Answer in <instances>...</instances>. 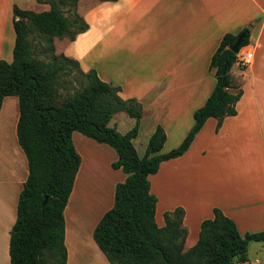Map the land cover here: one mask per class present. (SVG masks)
I'll use <instances>...</instances> for the list:
<instances>
[{
	"label": "crops",
	"instance_id": "obj_1",
	"mask_svg": "<svg viewBox=\"0 0 264 264\" xmlns=\"http://www.w3.org/2000/svg\"><path fill=\"white\" fill-rule=\"evenodd\" d=\"M33 1L40 8L35 12L49 10ZM15 5L28 10L24 0H0V61L9 63L16 41ZM78 12L89 30L75 41L56 39L58 52L78 61L84 72L95 70L101 80L121 87L124 100L140 102L139 136L149 120L148 146L157 127H163L166 153L184 141L195 112L215 87L210 64L224 36L253 28L249 45L239 51L253 53L254 59L239 75L243 95L237 115L225 118L220 127L217 119H209L187 153L162 163L149 180L158 199L159 227L166 225V212L185 210L186 250L197 244L202 223L214 218L216 208L236 223L242 236L263 232L264 0H81ZM235 67L239 63L233 78ZM19 119V98L6 97L0 112V264H11V232L29 177ZM73 143L82 161L64 212L67 264H110L94 232L114 207L116 186L127 175L113 169L118 154L110 146L78 132Z\"/></svg>",
	"mask_w": 264,
	"mask_h": 264
},
{
	"label": "trees",
	"instance_id": "obj_2",
	"mask_svg": "<svg viewBox=\"0 0 264 264\" xmlns=\"http://www.w3.org/2000/svg\"><path fill=\"white\" fill-rule=\"evenodd\" d=\"M101 2L118 0H100ZM49 10L35 12L14 6L16 41L11 63L0 61V112L6 97L19 98V144L26 154L29 177L19 198L17 221L11 232V264H67L64 212L81 166V156L73 143L78 132L113 148L127 178L115 191V204L95 229L94 239L110 264H240L248 262L251 242L264 243V231L242 236L236 223L220 209L201 225L197 244L186 250L188 230L185 210L165 213L164 227L156 223L157 197L151 193L149 177L162 163L182 157L211 119L219 121L237 115L243 91L234 84L232 69L238 54L230 47L244 35L240 50L250 43L251 31L227 34L212 57L210 71L216 85L204 106L195 114V124L181 143L160 154L167 134L158 126L140 157L134 140L138 138L143 108L136 99L124 100L121 87L100 79L95 70L84 72L78 61L56 55V39L75 41L89 30L78 13L80 0H37ZM69 6L67 13L64 7ZM72 15V17H71ZM36 35L52 54L48 63L37 59ZM78 68L86 86L73 95L61 97L62 75ZM226 67V75L221 72ZM239 90L235 92L236 89ZM126 112L135 125L127 133L111 126L114 116ZM46 202V203H45Z\"/></svg>",
	"mask_w": 264,
	"mask_h": 264
},
{
	"label": "rangeland",
	"instance_id": "obj_3",
	"mask_svg": "<svg viewBox=\"0 0 264 264\" xmlns=\"http://www.w3.org/2000/svg\"><path fill=\"white\" fill-rule=\"evenodd\" d=\"M46 1H48V0H46ZM93 1L98 2L99 0H93ZM24 2H25V7L28 10H32V11H39L40 10V8L35 5L36 3L33 0H24ZM69 8H70L69 6L64 7V11L66 12V14L68 16H69V13H67V11ZM78 8H79V4H78ZM71 17H72V15H71ZM249 29L251 31L253 30L252 27L251 28L249 27ZM30 40L31 41L36 40V42H37V48L34 50V54L37 57V59L43 63L50 62L52 59V54H50V53H48V51H46V49L48 48V45L45 42H43L41 39H39L36 35L31 36ZM54 46L56 48L55 54L60 55V53L57 50L58 43L56 41L54 42ZM71 67H72V73L62 75V79H61V83H60L61 85L58 88V94L61 97L73 95L76 91H81L86 86L84 78L80 75V72L78 71L79 69L75 68L73 65ZM244 69H246V68H243L239 65L238 69H237V67H235V69L233 70L235 73L234 74L235 77L233 78L234 84L236 86H238L239 88L241 87V85H240L241 81H240L239 75L242 71H244ZM211 76H212V79H214L216 81L215 73H213ZM239 88L236 89L235 92H237L239 90ZM140 105L143 108V105L141 103H140ZM148 118L151 119V117H148ZM111 125H112V127L117 125L118 131L120 133L125 134L130 129H132L134 127L135 119H132L126 112L122 111V112L117 113L114 116V118L111 122ZM150 126H151V122L149 120H147L144 125L142 123L141 134L139 136L137 143H135V147H136L140 157H144L146 155V152H147L146 147H148V146H146V144H144V139L146 137V134H148V129ZM172 142L173 141L171 139L170 145ZM165 151H167V149L162 150L160 154H165L166 153ZM247 264H264V243H258V242H251L250 243L249 250H248V263Z\"/></svg>",
	"mask_w": 264,
	"mask_h": 264
},
{
	"label": "built area",
	"instance_id": "obj_4",
	"mask_svg": "<svg viewBox=\"0 0 264 264\" xmlns=\"http://www.w3.org/2000/svg\"><path fill=\"white\" fill-rule=\"evenodd\" d=\"M253 59H254L253 53H246L243 55L238 53V63L243 68L249 67Z\"/></svg>",
	"mask_w": 264,
	"mask_h": 264
},
{
	"label": "water",
	"instance_id": "obj_5",
	"mask_svg": "<svg viewBox=\"0 0 264 264\" xmlns=\"http://www.w3.org/2000/svg\"><path fill=\"white\" fill-rule=\"evenodd\" d=\"M244 35H241L240 37H238V39L236 40L235 44L232 45L230 47V49L235 53V54H238L239 51H240V47L243 43V40H244ZM221 75L224 76L226 75V67L223 68L222 72H221ZM46 203V202H45Z\"/></svg>",
	"mask_w": 264,
	"mask_h": 264
}]
</instances>
